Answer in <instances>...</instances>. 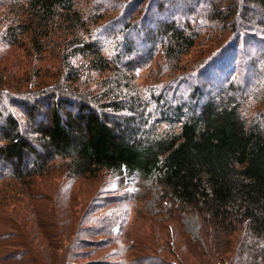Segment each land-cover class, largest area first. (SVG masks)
<instances>
[{
	"label": "trees",
	"instance_id": "trees-1",
	"mask_svg": "<svg viewBox=\"0 0 264 264\" xmlns=\"http://www.w3.org/2000/svg\"><path fill=\"white\" fill-rule=\"evenodd\" d=\"M90 1L0 0L12 15L1 33L5 41L27 48L29 39L40 58L52 51L62 63L61 82L22 92L35 138L16 116L0 126V180L23 182L55 160L71 177L105 171L156 178L168 199L201 218L205 248H198L208 264H264V113L251 109L252 87L232 78L237 39L245 46L253 38L264 48V0L210 3L209 20L226 27L227 46L199 72L211 84L180 95L154 87L142 92L134 84L138 62L130 56L139 44L116 39V54H108L99 39L100 14L84 6ZM133 19L117 35L138 31L140 42L158 44L172 68L197 41L189 23L154 19L142 29ZM92 73L107 74L97 92L81 90ZM16 257L0 264L24 262Z\"/></svg>",
	"mask_w": 264,
	"mask_h": 264
},
{
	"label": "rangeland",
	"instance_id": "rangeland-1",
	"mask_svg": "<svg viewBox=\"0 0 264 264\" xmlns=\"http://www.w3.org/2000/svg\"><path fill=\"white\" fill-rule=\"evenodd\" d=\"M217 1L91 0L84 6L100 14L99 39L108 54H116V39L139 44V52L130 60L138 62L134 84L142 92L154 87L180 95L191 92L192 85L211 84L199 72L228 42L223 23L209 20L210 3L218 5ZM11 16L0 8V126L8 115L16 116L23 131L35 138L36 124L22 92L40 93L61 82L62 63L52 51L40 58L29 39H25L27 48L8 44L1 33ZM131 19L142 29L154 19L177 21L182 27L189 23L198 33L197 41L172 68L158 44L149 53L151 47L140 42L138 31L117 35ZM251 39L245 46L242 37L237 39L239 57L232 78L252 87L251 109L264 113V48ZM106 74L92 73L79 88L97 92ZM23 182L10 177L0 180V258L23 257L21 264H208L209 256L198 248H205L201 218L168 199L156 178L141 181L105 171L71 177L62 161L55 160L43 173Z\"/></svg>",
	"mask_w": 264,
	"mask_h": 264
}]
</instances>
